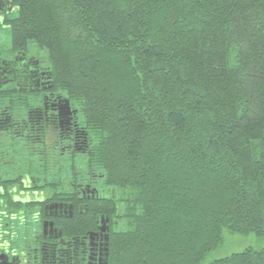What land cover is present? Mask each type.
Returning a JSON list of instances; mask_svg holds the SVG:
<instances>
[{"label":"trees","instance_id":"trees-1","mask_svg":"<svg viewBox=\"0 0 264 264\" xmlns=\"http://www.w3.org/2000/svg\"><path fill=\"white\" fill-rule=\"evenodd\" d=\"M14 6L10 44L76 111L84 145L61 172L114 192L108 264H202L224 230L264 237V0ZM2 95L13 114L41 100ZM207 264H264V248Z\"/></svg>","mask_w":264,"mask_h":264},{"label":"flooded vegetation","instance_id":"flooded-vegetation-1","mask_svg":"<svg viewBox=\"0 0 264 264\" xmlns=\"http://www.w3.org/2000/svg\"><path fill=\"white\" fill-rule=\"evenodd\" d=\"M14 3L0 0V264H108L118 218L109 207L103 213V200L114 192L94 175L74 182L61 172L84 145L76 111L54 96L38 51L10 44ZM8 88L41 100L9 113L1 98Z\"/></svg>","mask_w":264,"mask_h":264},{"label":"rangeland","instance_id":"rangeland-1","mask_svg":"<svg viewBox=\"0 0 264 264\" xmlns=\"http://www.w3.org/2000/svg\"><path fill=\"white\" fill-rule=\"evenodd\" d=\"M44 65V64H43ZM264 248V237H257L254 234H236L227 230L223 231V243L215 251L209 253L202 264L227 257L234 253L245 251L246 249L259 250Z\"/></svg>","mask_w":264,"mask_h":264},{"label":"water","instance_id":"water-1","mask_svg":"<svg viewBox=\"0 0 264 264\" xmlns=\"http://www.w3.org/2000/svg\"><path fill=\"white\" fill-rule=\"evenodd\" d=\"M65 107H66V108H69V106H68V101H67V100L65 101ZM106 246H107V245H106ZM106 252H107V247H106ZM106 256H107V255H106ZM105 264H107V261L105 262Z\"/></svg>","mask_w":264,"mask_h":264}]
</instances>
